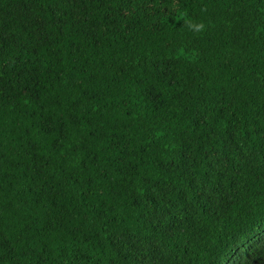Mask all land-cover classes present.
<instances>
[{
    "label": "trees",
    "instance_id": "trees-1",
    "mask_svg": "<svg viewBox=\"0 0 264 264\" xmlns=\"http://www.w3.org/2000/svg\"><path fill=\"white\" fill-rule=\"evenodd\" d=\"M0 264H264V0H0Z\"/></svg>",
    "mask_w": 264,
    "mask_h": 264
}]
</instances>
